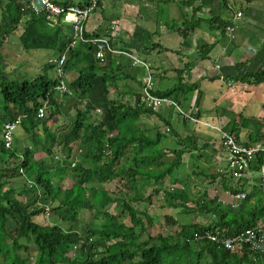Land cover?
Masks as SVG:
<instances>
[{"label":"trees","instance_id":"trees-1","mask_svg":"<svg viewBox=\"0 0 264 264\" xmlns=\"http://www.w3.org/2000/svg\"><path fill=\"white\" fill-rule=\"evenodd\" d=\"M52 1L74 4L72 0ZM14 36L16 39H12ZM68 39L61 34L60 24L31 12L24 0H0V54L7 51L10 55L7 61L16 60L12 57L16 50L10 45L14 40H19L20 53L23 49L57 53L64 50ZM96 48L93 42L77 46L66 66L68 72L72 70L76 75L71 82L78 97L72 104L77 109L75 116L69 112L72 105H59L52 99L50 115L37 117L41 100L47 99L49 93L54 96L59 78L38 73L12 80L0 71V122L5 119L3 112L9 117L17 112L29 114L25 124L28 143L19 145L16 141L12 151H5L0 141L3 149L0 152L5 151L3 159L8 156L18 159L10 167L14 173H8L5 178L2 163L6 160L1 161L0 157V264H259L264 254L247 246L230 251L219 243L196 239V232L207 229L219 227L233 234L253 226L264 209L255 213L253 223L245 219V210H240L242 205L232 207L220 202L219 196L207 194L212 188H216L215 193L220 186L214 184L218 171L207 170L199 163L206 161L207 154L200 150L193 136L182 137L173 131L176 146L171 149L173 158L168 156V149L161 146L163 129L158 123L152 127L146 122L153 114L166 121L161 108L167 103L158 109L146 107L139 104L140 92L135 90H129L132 98L126 102L111 97L110 76L106 72L103 75L111 104L110 118L102 120L84 103L106 62L96 57ZM144 61L151 64L155 75L153 63ZM139 66L142 68L137 70L142 77L146 68ZM254 79H264V72L254 75ZM154 81L155 95L172 99L176 104L170 105L180 113L183 111L187 119L199 123L200 117L186 113L180 106L178 85L162 88L157 86L155 76ZM59 113L61 121L53 128L50 120L56 122L53 117ZM166 130L163 131L169 132L170 127ZM218 131L222 143V130ZM195 150L200 153L195 154ZM73 151L75 165H72ZM224 151L227 159L225 147ZM39 152L47 154L45 159H37ZM125 155L128 157L123 162ZM189 156L199 158L192 168L187 164ZM66 177L73 181L69 188L63 186ZM125 178L129 180L127 191L133 195L122 190L121 180ZM22 179L25 182L22 187L13 186L17 181V185L22 183ZM154 198L162 206L177 208L193 217L199 214L208 220L181 221L168 216L165 223L168 234L158 232L143 239V231L136 226L140 224L146 230V226L156 223L157 216L148 209ZM46 206L50 209L48 217ZM84 209L94 210L98 221L78 226L79 213ZM51 216L53 222L48 219ZM166 225L160 224L162 229Z\"/></svg>","mask_w":264,"mask_h":264},{"label":"crops","instance_id":"crops-1","mask_svg":"<svg viewBox=\"0 0 264 264\" xmlns=\"http://www.w3.org/2000/svg\"><path fill=\"white\" fill-rule=\"evenodd\" d=\"M237 11H242L241 17H235ZM228 25L233 28L228 29ZM109 27L115 31L112 42L116 48L153 63L157 86H179L180 106L186 113L235 130L233 132L242 143L264 141V79H254V75L264 72V0H102L86 28L90 33L106 34ZM60 31L64 38L68 37L71 25L61 23ZM105 61L103 71L94 79L88 99L84 100L102 120L110 118L111 105L107 100L103 72L110 76V95L117 100L123 96L126 99L121 100L125 102L131 99L128 92H140L142 84L140 70H137L142 67L133 65L130 56L108 53ZM166 69L171 75L163 87L158 78L159 75L166 78L163 73ZM64 105L68 107L70 100ZM70 108L69 112L75 116L76 111ZM161 109L167 119L161 128L166 130L169 126L171 138L175 137L174 132L182 137L196 138L200 150L207 154L206 169L218 171L214 184L220 186L216 196L229 199L222 185L247 193L240 204L243 209H239L245 210L247 221H253L255 213L264 209V192L259 186L258 173L255 171L236 179L226 169L224 147L216 130L217 137H210L206 132L210 128L187 119L174 106L165 104ZM156 118L161 120L157 114L144 120L154 127V123H158ZM57 121L60 123L61 120L58 118ZM167 146L168 154H171L174 147L171 140ZM200 150H195V154ZM196 160L199 158L187 161L189 168ZM256 219V224L264 222V213ZM259 260V264H264V259Z\"/></svg>","mask_w":264,"mask_h":264},{"label":"built area","instance_id":"built-area-1","mask_svg":"<svg viewBox=\"0 0 264 264\" xmlns=\"http://www.w3.org/2000/svg\"><path fill=\"white\" fill-rule=\"evenodd\" d=\"M96 4L97 0H92L91 4L85 7H61L52 0H30L29 5L36 12H47L51 16L55 17L62 15L67 21H70L73 24L75 30L74 39L72 42V45H74L76 39L79 37L85 40V21L89 17ZM241 16L242 11L236 12L235 17ZM227 28L231 29L233 27L228 25ZM95 41H98L97 57L100 60H104L106 57V52L109 51L116 54L122 53L128 55L131 57L132 64L145 66L146 72L141 77L142 88L139 95V104H145L146 107H152L154 109H158L163 103L176 104L175 101L172 102V99L155 95L152 92L155 81L151 64L149 62L132 55L128 51L113 47L107 38H97ZM63 61L64 57L58 63V69L61 75L63 74ZM59 87L62 90L67 89V85L64 81L61 82ZM194 118L195 117L192 119ZM213 127H217L218 130H222V143L227 151L226 169L230 171L231 175H233V177L238 180L248 174L251 175L256 171L259 175V186L264 192V141H258L254 144L242 143L236 137L235 133L228 130H223L221 126L214 125ZM224 170L225 169L221 168V171ZM223 190L229 199L218 197V200L223 204L231 205L232 207L240 206L241 202L247 197L246 192L238 191L234 188L226 187ZM195 236L197 240L200 239L219 243L230 251H238L243 246H247L253 251H258L264 254V222L257 223L253 226L244 227L233 234H227L221 228L216 227L215 229H207L202 232H196Z\"/></svg>","mask_w":264,"mask_h":264},{"label":"rangeland","instance_id":"rangeland-1","mask_svg":"<svg viewBox=\"0 0 264 264\" xmlns=\"http://www.w3.org/2000/svg\"><path fill=\"white\" fill-rule=\"evenodd\" d=\"M12 39H16V37L14 36V37H12ZM17 41L19 42V40H14L13 41L12 47L16 50L15 53L17 55L21 54L25 58L22 59L21 57H19L16 54H14L15 56H12V57L16 58V60L13 62L12 60L11 61H7V57L4 55V53H3V55L0 54V71L4 72V74L6 76H8L9 79H12V80L13 79H18L22 75L34 76V75H36L38 73H47V74L53 75L55 77V75H54L55 74V69L53 68V66L51 64L48 63V59H49V56L55 55L56 51H50V50H45V49H41V50H38V49H32V50L23 49L24 52L21 51V53H20L19 52V48L20 47H19ZM27 58H28V62H27ZM138 58H140V57H138ZM141 59H143V58H141ZM7 62L9 63V67L6 70L5 63H7ZM20 63H22V65ZM133 65H136V64H133ZM163 73L165 74L166 78H162L161 75H159L160 79L158 78V80H159V84H161L163 87H165L166 86L165 83H168V76L171 75V74L168 73V69L163 70ZM75 76L76 75L72 73V70L67 73V78L69 80V82H68L69 84H71V82H72L73 78H75ZM121 76H123V74H121ZM91 91H92V89H91ZM121 98L123 100L126 99L124 96L121 97ZM69 100H70V105L73 104L75 102V100H76V96H74V95L70 96ZM72 108L76 109V106L72 105ZM103 117L106 119V116L103 115ZM156 121L159 123V125L161 127L165 125V120H159V119L156 118ZM198 124H201V125H203L205 127H208L207 125L214 126L213 125L214 122L205 121V120L203 121V120H200V119H199V123ZM109 125L112 126V123L109 122ZM151 125L152 124H149V126H151ZM210 127H208V128H210ZM163 130H162V132H164V137L162 139L161 146L165 147V145H168V141H170V140L172 142V146H176V139L175 138H171V134L168 133V132H165ZM215 130L219 133L218 129H215ZM216 131H214L212 129L211 130L209 129L206 132H208L210 134V137H217V132ZM18 132L19 133L21 132L20 128L18 129ZM219 135H220V133H219ZM166 148H168V146ZM40 155L45 156L47 154L46 153H41ZM75 155H76V152L73 151V155H72L71 158L75 159V157H76ZM168 156L173 158V153L168 154ZM127 157H128V155L124 156L123 162H124V160ZM165 158H166V156H165ZM192 159H194V158L190 157V159L188 160V163L192 162ZM59 162L61 163V160H59ZM46 163L49 164V162H46ZM199 163L202 164L203 166L207 167L206 164H204V163H202L200 161H199ZM226 163H227V159H226ZM22 181L23 182L18 184V185H17V183H19V182L17 181L15 184H13V186L14 187L17 186L19 188L22 187L23 184L25 183L24 179H22ZM121 181L123 182L121 184L122 187H123L122 190L127 191V189H129V180H128V178L122 179ZM72 184H73L72 179L70 177H66L64 182H63V186L66 187V188H69V187L72 186ZM155 184H157V182ZM218 185H220V184H218ZM10 186H12V185H10ZM209 188H211V186ZM214 189H216V188H212L211 191H208L207 194L215 196ZM217 190H218V188H217ZM126 193L133 195V193H131L129 190ZM160 204H161V201L159 199H157V198H154L151 201V203L149 205V208H148L149 212L152 215L157 216L156 223L154 224V226H151V225L150 226H146V230L143 229V227L140 224L136 226L137 230L143 231V233L141 235V238L145 239L148 236L150 237L151 235H157L158 232H166L168 234V232H167L168 231V226L165 224L166 223V218H168V216L172 217V215H173V216L177 217L178 219H180L181 221H189L191 219H194L196 221H206V220H208L206 217H204L202 215L197 214L196 217H193L192 215L189 216L186 213L180 212L179 209H177V208H173V207H170V206H162ZM222 206H225V205H222ZM94 213H95L94 210L90 211L88 209H84V211L80 212L79 213V220H77L78 226H88L89 224H92V223L98 221V219H96V216H95ZM48 219L51 220L52 216L49 217ZM49 220H47V221H49ZM51 221L53 222V219ZM160 224L163 225V226L166 225L164 227V229H162ZM91 239L92 238L90 237V240Z\"/></svg>","mask_w":264,"mask_h":264},{"label":"clouds","instance_id":"clouds-1","mask_svg":"<svg viewBox=\"0 0 264 264\" xmlns=\"http://www.w3.org/2000/svg\"><path fill=\"white\" fill-rule=\"evenodd\" d=\"M91 2H92V0H91ZM91 2H90V4H91ZM79 5H81V4H79ZM99 5L100 4L97 2L96 6L94 7V9L90 13L89 17L85 21V25H84V37H85V40H83L82 38L79 37V38L76 39L75 44L72 45V42H73L74 38L70 39V40L68 39L67 43H66V46L63 47L64 50H62L60 52L58 51L55 55L49 56L48 63L51 64L53 66V68L55 69V74L54 75H55L56 78H59V82H58L55 90L53 89L54 90V96L50 95V93H49V95H47V99L43 100L42 101V105L38 107V110H37V117L38 118H42L43 119V118L47 117V115H50V113H51V108L50 107H51L52 99H53V101L55 103H57L59 105H64L65 102L67 103L69 101V97L70 96H73L74 93L76 94L75 89L72 87L71 84L68 83L69 82V80L67 78L68 70H67L66 66H67V63L69 61V57H70L72 51L77 46H79V45H81L83 43L93 42V44H95L97 46V48H96V57H97V51H98V41L96 42L95 40L97 38H107L109 40L110 44L113 47H115V45L112 42V36H113V34L115 35V31H114L113 28L109 27V29L106 30V34H102V33L99 34V33H96V32H93V33H96V35H92V36H87V34H86V32H88V30L86 28L87 21H89L90 16L99 7ZM68 6H71V5L69 4L66 7H68ZM88 33H90V32H88ZM93 33H90V34H93ZM108 53H112V52L107 51L105 59L104 60H100V61H105L107 59ZM118 54H122V53H118ZM20 56H21L22 59L25 58L21 54H20ZM63 57H64V61L62 63L63 64V74L61 75L59 73L58 63ZM136 57H138V56H136ZM28 58H27V62H28ZM22 76H25V75H22ZM62 81H64L66 83V85H67V89L66 90H62L59 87ZM3 116H4L5 119L2 122H0V141H2L3 148L6 149L5 151H12L14 149V144L16 143V141H18L19 145H24L25 143H28V137H25V133H26L25 124H26V121H27V119L29 117V114L26 113V112H17L12 117H9V115H7L5 112H3ZM58 116L59 115L57 114L56 116L53 117L54 119H56V122H53L52 120H50V122L52 123L51 127L54 128V126L59 125V122L57 121V119L58 118L60 119V116L59 117ZM216 125L220 126L218 124H216ZM19 128L21 129L20 133L18 132ZM166 129H169V126H167ZM230 132H233V131H230ZM236 137H237V135H236ZM0 150H3V149L0 148ZM5 151H3V152H5ZM3 152H0V157H2V153ZM41 153L42 152L38 153L39 155L36 156V157H38L37 159H39V158L45 159L44 158L45 156L40 155ZM7 159H10V160H7ZM5 160H6V162L2 163V168H5V170H3L4 174L3 173L2 174L6 178L8 173H14L12 171L10 172V167H12L14 165V163L16 162V160H18V159L9 158V156H8ZM5 160L3 159V161H5ZM55 160L58 161V157L57 156L55 157ZM49 164H50V162H49ZM72 165H75V160L72 161ZM218 169H221V168H218ZM20 171H23V168H21ZM17 177L19 179V175ZM17 177H15V178H17ZM1 181H2V179L0 177V182ZM31 183H33V182L31 181ZM45 212H46V216L48 217L49 212H50L49 207L46 206Z\"/></svg>","mask_w":264,"mask_h":264},{"label":"bare ground","instance_id":"bare-ground-1","mask_svg":"<svg viewBox=\"0 0 264 264\" xmlns=\"http://www.w3.org/2000/svg\"><path fill=\"white\" fill-rule=\"evenodd\" d=\"M89 1V2H88ZM85 4H81V5H78V4H76L75 2H74V4H71V3H68L67 5H71V6H79V7H85V6H87V5H89L90 4V2H91V0H88ZM102 0H97V2L100 4V2H101ZM24 2L26 3V5H27V8L31 11V12H34L36 15H41V14H43L48 20H50V21H53V22H56L57 24H60V26H61V23H69L70 25H71V33L69 34V36H68V38H69V40L70 39H73L74 38V34H75V30H74V26H73V24L70 22V21H67L65 18H64V16H58V17H55V16H51L49 13H47V12H36L35 10H33L31 7H30V0H24ZM54 2V1H53ZM72 2H73V0H72ZM54 3H56V2H54ZM56 4H58V3H56ZM58 5H60L61 7H66L67 5H62V4H58ZM115 54V53H114Z\"/></svg>","mask_w":264,"mask_h":264}]
</instances>
